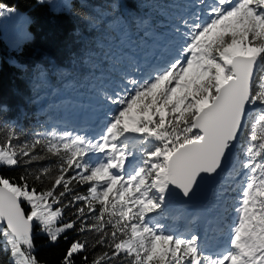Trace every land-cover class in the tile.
I'll return each instance as SVG.
<instances>
[{"label":"snow or ice","instance_id":"snow-or-ice-1","mask_svg":"<svg viewBox=\"0 0 264 264\" xmlns=\"http://www.w3.org/2000/svg\"><path fill=\"white\" fill-rule=\"evenodd\" d=\"M14 12L0 3V16ZM171 31L153 71L122 75L121 87L104 96L115 109L98 139L37 132L17 148L11 133L0 147L4 166L58 159L55 172L45 168L32 183L27 169L19 181L0 176V236L12 264H40L34 229L52 244L69 232L83 237L60 264H264V0H196ZM250 119L245 182L228 166ZM129 137L154 147L131 145ZM93 153L103 157L95 165L86 159ZM226 174L216 197L226 203L243 184L238 221L231 250L213 259L201 253L196 234H166L161 220L173 190L187 199L204 177Z\"/></svg>","mask_w":264,"mask_h":264},{"label":"trees","instance_id":"trees-1","mask_svg":"<svg viewBox=\"0 0 264 264\" xmlns=\"http://www.w3.org/2000/svg\"><path fill=\"white\" fill-rule=\"evenodd\" d=\"M0 3L16 8L29 19V38L16 50L9 49L1 39L0 28V147H7L9 135L15 133L17 139L11 145L17 148L31 143L37 132L60 135L49 123L60 120L64 110L76 120L78 98L83 101L95 95L99 105L100 98L121 87V76L135 69L130 56L140 54L145 59L146 47L153 40L160 41L177 9L174 0H70L69 9L58 12L37 0ZM99 125L102 131L103 122ZM253 125L250 119L240 136L234 155L238 162L250 146ZM137 146L151 150L154 142ZM86 159L89 161V157ZM57 166L55 157L17 167L0 165V176L19 181L27 169L32 183L43 169L55 172ZM86 189L77 190L83 193ZM171 220L169 216L163 224L169 226ZM67 235V241L61 238L52 244L35 230V255L40 264H60L69 244L79 237L74 232ZM86 235L91 242L93 234ZM3 243L5 239L0 236V264H12Z\"/></svg>","mask_w":264,"mask_h":264},{"label":"rangeland","instance_id":"rangeland-1","mask_svg":"<svg viewBox=\"0 0 264 264\" xmlns=\"http://www.w3.org/2000/svg\"><path fill=\"white\" fill-rule=\"evenodd\" d=\"M37 1L39 3L47 4L50 7V9L52 11H55V12H58L60 9L68 10L69 9V2H70V0H43V2H40V0H37ZM210 2L212 3L214 1L210 0ZM188 3H190V4H189V6L185 7V10L182 12V16L188 15L189 11L191 10L192 5L196 3V0H188ZM202 9L206 11V9H204L203 6H201L200 10H202ZM28 23H29L28 17L25 14L19 13L18 11L11 13V14L5 13V15L0 16V28H1V34H2L1 39L8 46L9 49H11V50L18 49L20 47V45L29 38V34L27 31ZM172 36H173V34L170 37L171 40H172ZM171 40H169V42H171ZM93 105H94V102L90 98V100L86 101L85 103L80 104L79 108L84 109L87 106V109H92L94 107ZM83 120H85V118H83ZM54 125L61 126V124H54ZM73 127H74L73 129H67L66 127H63V129H64L63 131H73L74 134H79L80 131H78V130L80 129V125L79 124H73ZM84 133L86 135H88L89 137H92V135L89 131H85ZM137 139H138V137H129V141H131V142L136 141ZM101 155L102 154H100L98 156V157H100V159H98L96 162H94V165L101 161V159H102ZM132 160L135 162L133 164H136L135 159L132 158ZM130 165H131V163H130ZM130 165L126 166L125 172L127 169H129ZM132 169H133V171L135 170V165L132 167ZM247 174H248V170L242 168V169H240V176L237 179L238 180L242 179L243 181L246 182ZM224 180H230V176L228 178H225ZM240 186L242 189L243 184H241ZM166 202L167 203L164 207L163 212H165V210H167L169 213L173 214V216L179 217V219H183L184 223L196 222L197 218L202 216L201 211H200V207L174 208V206L172 204L173 202L171 201L170 197L168 198V200ZM204 208H205V210L212 209V212H214V214L218 215L217 218L219 217L221 219L222 215H223L222 212L224 209V203H222L221 200L216 198L213 202H210ZM179 213H181V214H179ZM194 216H197V218H194ZM237 221H238V211H237V214L234 218L233 225L230 228V232L228 233V236H227L229 240L231 239L232 229H233L234 225L237 223ZM164 232L166 234H173L176 236H178V234H179L177 232V230L173 231L172 229L167 231V232L166 231H164ZM4 249H5V243H3V250ZM5 253H7V252L5 251Z\"/></svg>","mask_w":264,"mask_h":264},{"label":"water","instance_id":"water-1","mask_svg":"<svg viewBox=\"0 0 264 264\" xmlns=\"http://www.w3.org/2000/svg\"><path fill=\"white\" fill-rule=\"evenodd\" d=\"M237 145L238 143L232 149L231 159L235 153ZM231 159H230V163L228 166L229 168L231 166ZM219 182H220V177H207L206 176L201 180L199 187L196 189L195 193L190 198H187V199L183 198L176 192V190H173V194L171 196L173 199H175V201L179 205L205 204L208 202L212 190L219 184ZM34 232H35V229H34Z\"/></svg>","mask_w":264,"mask_h":264}]
</instances>
